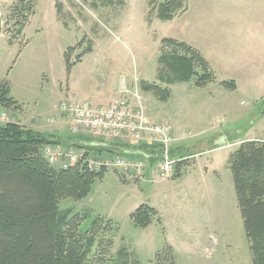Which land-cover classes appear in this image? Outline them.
<instances>
[{
  "label": "rangeland",
  "instance_id": "obj_1",
  "mask_svg": "<svg viewBox=\"0 0 264 264\" xmlns=\"http://www.w3.org/2000/svg\"><path fill=\"white\" fill-rule=\"evenodd\" d=\"M234 1L194 0L167 22L156 17L160 0H0V83H8L21 106L0 110L6 124L21 115L56 116L66 124L63 135L71 134L61 104L96 105L93 98L119 86L127 91L119 99L137 101L138 92L148 120L169 124L181 137L173 141L180 156L201 154L165 177L153 152L150 160H132L135 168L109 167L87 199L62 201V214L77 217L82 236L103 220L86 264H172L170 250L176 264H253L228 160L244 142H264V49L251 41L253 31H264V18L256 15L264 4ZM166 38L220 53V61L212 54L216 82L199 88L196 78L171 85L159 79ZM225 81L237 90L223 87ZM142 82L169 89L171 98L158 100ZM142 205L158 213L147 229L131 219Z\"/></svg>",
  "mask_w": 264,
  "mask_h": 264
},
{
  "label": "trees",
  "instance_id": "obj_2",
  "mask_svg": "<svg viewBox=\"0 0 264 264\" xmlns=\"http://www.w3.org/2000/svg\"><path fill=\"white\" fill-rule=\"evenodd\" d=\"M160 2L156 17L161 21H172L178 13L187 10L188 0ZM56 9L59 14L60 4H56ZM87 52H92L90 46ZM160 53L159 79L167 84L190 82L196 78V86L203 88L216 82L210 64L192 46L166 38L161 42ZM64 57L67 71L70 72L73 65L68 53ZM78 62H81V58L74 65ZM222 86L237 90L234 81L222 82ZM141 89L153 93L162 102L171 98L169 89L156 84L142 82ZM20 108L11 97L8 83L1 82L0 110ZM171 137L174 141L172 132ZM47 146H60L65 152L84 154V158L76 165L63 169L48 162L44 155ZM113 148L132 151L133 154L118 153ZM181 150L174 144L170 148L171 158L176 160L179 169L190 163V159L201 156L196 152L188 157L180 156ZM153 152L158 157L156 161L161 162L163 146L160 144L112 145L85 134L42 133L21 126L16 121L0 124V264H86L103 220L98 218L94 221L90 235L82 236L79 223L74 221L77 217L69 218V212L63 215L61 202L87 199L96 181L103 179L111 167L101 165L105 161L117 156L150 160ZM91 160L97 166L90 168ZM228 168L233 177L253 264H264V142L247 141L241 144L230 153ZM157 215L154 208L142 205L131 219L137 227L147 229ZM170 252L168 259L176 264L172 250Z\"/></svg>",
  "mask_w": 264,
  "mask_h": 264
},
{
  "label": "built area",
  "instance_id": "obj_3",
  "mask_svg": "<svg viewBox=\"0 0 264 264\" xmlns=\"http://www.w3.org/2000/svg\"><path fill=\"white\" fill-rule=\"evenodd\" d=\"M125 91L121 90V94ZM134 95L137 101L127 95L108 105L90 103L75 105L63 102L61 109L68 116V130L71 134H85L95 140L118 144L162 145L160 172L167 177L176 166V160H173L170 155V148L173 145L171 128L165 123H150L145 117L140 95L137 92ZM44 155L51 165L60 166L63 169L76 165L84 158V154L75 151L65 152L62 148L53 146H47L44 149ZM89 162L90 168L97 166L93 160ZM131 162V159L117 156L101 165L111 166L122 172L136 167Z\"/></svg>",
  "mask_w": 264,
  "mask_h": 264
},
{
  "label": "crops",
  "instance_id": "obj_4",
  "mask_svg": "<svg viewBox=\"0 0 264 264\" xmlns=\"http://www.w3.org/2000/svg\"><path fill=\"white\" fill-rule=\"evenodd\" d=\"M194 1V0H193ZM193 1L191 2V4L188 3V10H189V5H190V8L191 6H193ZM258 2H261L262 4H264V0H256ZM235 3L234 4H237V1L235 0L234 1ZM188 10L184 13H187ZM231 15V14H230ZM256 15H261L263 18H264V5H262L261 8H258L256 9ZM253 38H252V42H253V46L255 49H264V31H259L257 30L256 32L253 31ZM256 38V41H254V39ZM174 39V38H172ZM233 40H235L236 42H238V38H232ZM177 40V39H175ZM261 40V45H260V48H258L256 45H254V42H257ZM190 46H192L193 48H195L196 50L200 51L202 53V55L205 57V59L208 61V63L210 64L211 68L213 69V71L215 72L216 74V69L219 67L214 59L212 58V54H216L218 56V59L219 61L221 60V54L218 53V52H215V51H211L207 46L203 45V46H199L197 45L196 43H193L192 41L188 40V41H182ZM228 44V43H227ZM229 45V49L232 48V46L230 44ZM234 48L231 49V55L232 54V51H233ZM254 49V50H255ZM254 53V52H253ZM256 53V52H255ZM243 57H245V55H241ZM226 56H224L225 58ZM247 59V58H246ZM226 77V76H225ZM231 76H229L228 78H230ZM122 86V85H121ZM121 87L118 86L117 89H113L103 95H100V96H96L95 98H93L94 101L97 102L96 105H101L102 103H105V104H109L111 102H114L116 100H118L120 98V94H121ZM54 118H47L45 119L44 116H41V115H35L34 119H32L31 121L27 120L26 117L24 116H18L17 118H15L16 122L21 124V126H25V127H28V128H31L33 130H36V131H39V132H42V133H52V134H60L62 133L61 130H65V125L63 126V124H61L62 122V119L61 117H56V116H53ZM32 123L33 126H29L28 124ZM68 126V124H67ZM174 140L175 141H179L180 142V138H176L174 137ZM230 156V155H229ZM197 167V164L195 165ZM219 177V176H218ZM229 182H230V186L231 188L234 187V183H233V177L232 179H229ZM235 190V187L233 189V191ZM236 194V193H235ZM236 200H237V197H236ZM236 204V203H235ZM241 216V214H240Z\"/></svg>",
  "mask_w": 264,
  "mask_h": 264
},
{
  "label": "water",
  "instance_id": "obj_5",
  "mask_svg": "<svg viewBox=\"0 0 264 264\" xmlns=\"http://www.w3.org/2000/svg\"><path fill=\"white\" fill-rule=\"evenodd\" d=\"M223 144H224V140L223 141L221 140L220 142H217V145H219V146H221ZM112 150L115 151V152H118V153H123V154H133L132 151L123 150V149H120V148H113Z\"/></svg>",
  "mask_w": 264,
  "mask_h": 264
},
{
  "label": "bare ground",
  "instance_id": "obj_6",
  "mask_svg": "<svg viewBox=\"0 0 264 264\" xmlns=\"http://www.w3.org/2000/svg\"><path fill=\"white\" fill-rule=\"evenodd\" d=\"M14 121V120H12ZM0 124H3V123H6V122H9V117H6L5 115H0ZM97 141H100V140H97ZM100 142H106V141H100ZM112 144H118V143H112ZM118 145H126V144H118ZM59 148H62L60 146H58ZM49 162V161H48ZM162 162V161H161ZM50 163V162H49Z\"/></svg>",
  "mask_w": 264,
  "mask_h": 264
}]
</instances>
